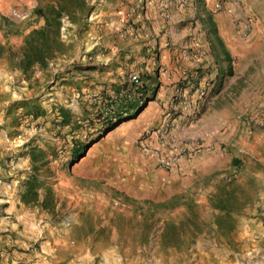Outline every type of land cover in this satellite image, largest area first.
<instances>
[{"label": "rangeland", "instance_id": "rangeland-1", "mask_svg": "<svg viewBox=\"0 0 264 264\" xmlns=\"http://www.w3.org/2000/svg\"><path fill=\"white\" fill-rule=\"evenodd\" d=\"M217 1L221 11L224 0ZM229 1L238 4L239 22L249 23V36L254 25L264 29V0ZM149 2L85 0L86 15L77 12L74 22L60 17V44L52 46V56L26 71L18 65L20 47L30 30L44 25L35 8L52 17L53 9H74L78 2L41 0L34 7L24 1L6 10L0 4V225L21 228L15 253L22 259L31 252L36 264H49L81 252L74 244L86 241L92 257L78 262L98 264L112 258L103 249L109 244L155 240L159 247L117 252L145 264L152 258L164 264H264V89L240 116L237 170L217 178L211 189L177 192L165 202L134 197L124 129L103 130L108 104L130 73H139L148 101L155 93L148 68L166 27L164 10ZM100 6L102 19L94 20ZM191 27L203 37L200 24ZM81 145L82 156L73 160ZM82 161H95V168L78 172ZM161 227L164 233L157 232ZM13 255L12 246L0 249V262L13 264Z\"/></svg>", "mask_w": 264, "mask_h": 264}, {"label": "crops", "instance_id": "crops-1", "mask_svg": "<svg viewBox=\"0 0 264 264\" xmlns=\"http://www.w3.org/2000/svg\"><path fill=\"white\" fill-rule=\"evenodd\" d=\"M24 1L34 7L41 2L0 0V4L6 10ZM154 4L164 10L161 13L164 18L160 16V21L166 27L156 37L159 52L153 58V66L148 68L153 75L151 80L155 83V93H152L153 98L147 105L113 128L122 126L121 130L124 129L122 138L129 155L131 186L137 194L134 197L165 202L177 192L193 191L197 187L206 186L211 189L217 178L237 170V162L242 156L240 116L243 108L256 100V91L264 89V29L254 25L252 34L244 38L239 28L242 24L238 20L240 15L236 12L238 4L229 0L221 1V11L215 8L218 6L217 0H150L149 6ZM3 12L0 14L5 15ZM102 14L100 6L95 9L92 17L100 20ZM112 18L116 19L115 16ZM192 24L203 27V37L196 34ZM235 27L239 30L236 31ZM198 43L207 51L203 56L196 55ZM187 74L193 76L185 83ZM146 84L150 86L149 81ZM177 84H182L184 96L191 108L186 107L180 113L172 114L175 119V142L199 140L204 148L197 156L181 160L179 167L164 171L156 168L152 155L144 154L137 148L135 140L149 127L159 125L171 115L168 105ZM202 88L205 89V95L197 106L196 116L192 117L196 93ZM78 165L79 172L82 168H95L96 163L82 161ZM80 174L81 177L85 176L83 170ZM4 222L0 220V224ZM20 229L15 225L10 228L0 225V249L13 247V264H36L32 258L35 254L24 253L25 258L22 259L20 252L15 253L21 247ZM32 229L30 227L29 231ZM164 230L161 227L157 232L164 233ZM153 246L159 247V243L150 240L146 243L126 241L121 245L109 244L103 249L112 258L98 264H145V260L139 257L130 258L117 251L151 249ZM22 248L30 250L29 247ZM195 248L194 242L192 249ZM73 249H81V252L49 259V264H80L78 260L85 263L92 257L91 246L86 241L74 244ZM147 261L148 264H164L161 258ZM6 263L7 259L2 258L0 264Z\"/></svg>", "mask_w": 264, "mask_h": 264}, {"label": "built area", "instance_id": "built-area-1", "mask_svg": "<svg viewBox=\"0 0 264 264\" xmlns=\"http://www.w3.org/2000/svg\"><path fill=\"white\" fill-rule=\"evenodd\" d=\"M14 16L19 14L13 10ZM240 31L244 36H249L250 25L249 23H242ZM206 49L201 44H196V55L203 56L206 54ZM193 75L187 74L184 79L185 83L190 80ZM129 84L131 87V95L126 94L128 99L134 98L138 101L140 106H144L148 103L149 93L148 90L143 91V82L141 81L139 73L133 72L129 75ZM205 95V89H199L194 99V108L191 110V116H196L197 106ZM169 106V117L162 121L157 126L149 127L142 135L135 140V145L144 154H150L154 158L155 166L158 169L164 171H170L175 167H179L181 160H188L197 156L203 150L204 146L199 140L191 142L176 143L174 136L175 119L172 114L180 113L186 107L189 106L188 99L184 96L182 84H177L171 95ZM191 108V107H190ZM121 115L126 116L127 112L120 111Z\"/></svg>", "mask_w": 264, "mask_h": 264}, {"label": "trees", "instance_id": "trees-1", "mask_svg": "<svg viewBox=\"0 0 264 264\" xmlns=\"http://www.w3.org/2000/svg\"><path fill=\"white\" fill-rule=\"evenodd\" d=\"M75 1V0H74ZM73 0H69V3H72ZM78 5L76 8H58L53 9L50 16L41 12L40 9L35 8V13L44 18V25L38 29H32L25 36L23 45L20 47V60L18 65L23 71L28 70L35 62L44 61L52 56V46H58L60 41L58 40L59 29H60V17L62 15L67 16V18L74 22L75 14L78 12L81 15H86L89 8L85 6V0H77ZM3 21H7V18L1 16ZM4 45L0 44V56L3 54ZM151 80V79H150ZM154 89V88H153ZM147 90L146 85L143 83V91ZM126 94L131 95V87L129 82L123 85H120L115 90V99H111L110 104H108V112L106 116L102 119L103 130L107 131L112 129L116 124L121 120L128 119L136 114L142 106L134 98L128 99ZM124 110L127 112L126 116L121 115L120 111ZM85 150V146L77 147L72 151V159H79ZM239 163L237 162V165ZM36 177L30 179L33 180ZM29 183V182H28ZM42 184V182H41ZM27 204V201H24Z\"/></svg>", "mask_w": 264, "mask_h": 264}, {"label": "water", "instance_id": "water-1", "mask_svg": "<svg viewBox=\"0 0 264 264\" xmlns=\"http://www.w3.org/2000/svg\"><path fill=\"white\" fill-rule=\"evenodd\" d=\"M144 107V106H143Z\"/></svg>", "mask_w": 264, "mask_h": 264}]
</instances>
